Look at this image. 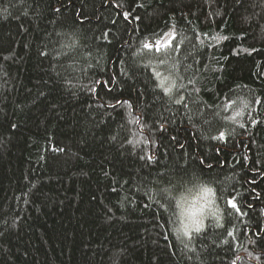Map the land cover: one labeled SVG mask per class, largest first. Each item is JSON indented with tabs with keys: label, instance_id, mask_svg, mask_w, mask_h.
I'll return each instance as SVG.
<instances>
[{
	"label": "trees",
	"instance_id": "obj_1",
	"mask_svg": "<svg viewBox=\"0 0 264 264\" xmlns=\"http://www.w3.org/2000/svg\"><path fill=\"white\" fill-rule=\"evenodd\" d=\"M0 264H264V0H0Z\"/></svg>",
	"mask_w": 264,
	"mask_h": 264
},
{
	"label": "rangeland",
	"instance_id": "obj_2",
	"mask_svg": "<svg viewBox=\"0 0 264 264\" xmlns=\"http://www.w3.org/2000/svg\"><path fill=\"white\" fill-rule=\"evenodd\" d=\"M172 33V31H171ZM168 35L160 38L161 45L169 40ZM157 41H155L156 44ZM207 187H197L192 192L186 194L181 204V220L183 228L186 232H195L193 220H205L215 213V205L213 201L212 191L206 193Z\"/></svg>",
	"mask_w": 264,
	"mask_h": 264
},
{
	"label": "snow or ice",
	"instance_id": "obj_3",
	"mask_svg": "<svg viewBox=\"0 0 264 264\" xmlns=\"http://www.w3.org/2000/svg\"><path fill=\"white\" fill-rule=\"evenodd\" d=\"M123 15H124L125 20H127L129 18V16H130V13L125 12ZM105 35H108V34H105ZM165 35L170 36L171 39H169L168 41L164 42L163 43V47L164 48H170V47H172V44H173V41H174V36L171 33H168V34H165ZM214 39H227V37H215ZM143 47H144V49H147L149 51H152L153 48H154V50L156 52H160L161 51V41L160 40H157L155 46H153L150 43H145L143 45ZM161 63L162 64H165V63H167V61L166 60H162ZM155 76L159 77V76H161V73L159 71H157V72H155ZM167 79H168V77H164L161 80V82H160L161 83V86H163L164 80H167ZM172 86H174V85H170L169 87H164L163 88V91H164V93L166 95H169L170 94L171 87ZM183 99H184V97L181 96L179 99H175L174 102L176 104H180ZM117 103H127V101H123V102L117 101ZM257 103H260V101H257ZM185 107H187V105H185ZM252 123L255 124L256 121L253 120ZM240 126L243 127L242 124ZM223 138H224V133H220V136L219 137H213V139H223ZM173 139H175V138H173ZM141 159H144V157H141ZM148 159H151V157H149ZM211 191H212L211 189H205V192L206 193H210ZM226 203H227L228 207L231 208L233 211H235L236 213H241V207H240V204L238 203V201L236 200V197H232L231 199L227 200ZM193 224L195 225V230L197 232H199L204 227L202 220H195L194 219L193 220ZM184 234L185 235H188L187 232H185ZM228 235L231 236V235H233V233L232 232H229Z\"/></svg>",
	"mask_w": 264,
	"mask_h": 264
}]
</instances>
